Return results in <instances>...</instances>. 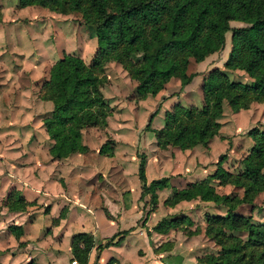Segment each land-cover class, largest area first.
<instances>
[{"label": "rangeland", "instance_id": "obj_1", "mask_svg": "<svg viewBox=\"0 0 264 264\" xmlns=\"http://www.w3.org/2000/svg\"><path fill=\"white\" fill-rule=\"evenodd\" d=\"M244 24L238 19L229 21L232 27ZM231 45L229 30L224 33L221 49L201 61L188 58L185 72L198 74L183 92L161 101L149 128H144L148 113L167 88L179 83V78L168 77L163 87L154 93H137V81L122 64L113 58L102 59L96 73L103 99L110 109L102 123L81 128V142L87 147L85 152H73L52 161L47 158L52 140L42 124L52 103L42 96L46 93L42 82L48 78L50 65L64 53L79 55L84 63H90L96 39L92 28L83 22L78 12L37 4L20 6L18 0H0V250L10 252L3 263L14 261L11 252L26 245L29 239L32 242L27 244V249L40 257L48 255V246L39 244L38 239L45 236L47 230L52 231L50 220L60 208L65 213L64 224L72 227L79 224L84 227L89 220L93 224L96 216V224L102 225L107 206L119 220V226L127 230L141 227L148 245L140 244L136 235L128 237V247L119 250L115 264H149L156 258L153 243L159 244L162 256L169 261L181 254L183 264H196L197 256L216 251L218 246L204 234V215L217 202L198 196L174 201L179 197L176 191L203 179L217 195L227 194L233 198L231 201L242 196L239 173L248 147L253 143L246 131L251 127L264 131V100H251L245 107L233 109L223 98L221 114L216 118L219 125L204 144L185 148L170 143L161 146L157 144L155 130L162 126L166 112L175 104L201 106V77L210 70L218 69L229 81L249 83L253 79L229 58ZM141 55L142 52H132V61H139ZM102 144L106 154L97 151ZM137 152L145 155L146 181L161 176L168 179L167 185L156 189L152 200L149 194L145 201L139 198ZM219 155H222L221 170L227 171V176L220 172L213 174ZM49 162L51 165L47 166ZM261 170L264 172V167ZM241 181L246 182V178ZM12 186L19 187L27 200L17 201L13 194L6 197ZM16 209L23 211L15 212ZM236 210L263 221L264 188L255 192L251 202L238 204ZM33 220L36 225L31 228L29 222ZM19 221L25 225V233L18 238L21 242L6 228ZM157 221L168 229L150 237L152 231L146 230ZM45 225H49L46 230ZM109 229L107 221L104 222V230ZM232 234L243 237L239 231ZM93 236L94 244L105 240H101L97 232ZM90 253L95 257L94 248ZM24 257L21 251L19 257L13 259L19 264ZM84 264H88V259Z\"/></svg>", "mask_w": 264, "mask_h": 264}, {"label": "trees", "instance_id": "obj_2", "mask_svg": "<svg viewBox=\"0 0 264 264\" xmlns=\"http://www.w3.org/2000/svg\"><path fill=\"white\" fill-rule=\"evenodd\" d=\"M18 4L78 12L83 22L92 28L96 39L90 63H84L79 55L64 53L50 65L48 78L42 82L46 92L42 96L52 103V109L43 117L42 124L52 140L48 152L54 158L85 152L87 147L81 142V128L102 123L110 109L103 99L99 74L96 73L102 59L113 58L122 64L137 81V93H154L163 87L168 77L179 78V83L167 88L148 113L144 128H149L161 101L183 92L198 74L196 71L185 72L188 58L203 60L223 47L226 31L232 32L229 58L253 79L249 83L229 81L218 69L202 75L201 106L175 104L167 111L162 126L155 130L157 144L161 146L170 143L185 148L196 143L204 144L219 125L216 118L221 114L223 98L233 109L245 107L251 100H264V0H18ZM232 19L245 24L232 27L229 25ZM135 51L142 52V55L139 61L133 62L131 56ZM246 133L253 143L248 147L239 173V185L243 187L239 199L231 201L233 198L227 194L217 195L211 185L202 182L203 179L176 191L179 197L174 201L198 196L225 206L222 214L204 215V234L218 249L197 256L196 264H264V220L256 221L249 214L235 211L238 204L251 202L255 192L264 188V172L261 170L264 167V131L251 127ZM105 150L102 144L97 151L106 154ZM136 155L139 198L145 201L149 194L152 200L156 189L167 185L168 179L161 176L146 181L145 155L143 152ZM221 161L222 155H219L213 174L220 172L227 176L228 172L221 170ZM243 178H246L244 183ZM11 194L15 200L24 201L18 191L11 190L6 197ZM147 211L143 213V221ZM7 228L15 237L21 233L20 225L9 224ZM151 228L159 232L168 229L160 221ZM234 231L241 232L243 237L233 235ZM114 237L94 244L90 233H73L69 243L72 259L84 264L91 248L97 258L102 248L118 242L113 241ZM25 264L39 263L29 260ZM107 264H115L114 259ZM163 264L174 263L165 260Z\"/></svg>", "mask_w": 264, "mask_h": 264}, {"label": "crops", "instance_id": "obj_3", "mask_svg": "<svg viewBox=\"0 0 264 264\" xmlns=\"http://www.w3.org/2000/svg\"><path fill=\"white\" fill-rule=\"evenodd\" d=\"M47 156H48L47 158L48 159L50 158V160H52V161L63 159L66 157L65 156V157H61V158H54L49 154V152H48ZM52 161H50V162H52ZM50 162L46 165L47 166L51 165ZM28 166L31 167L32 165H28ZM9 190L18 191V194L22 196L23 200H27V198L24 197V195H23V191L21 189H19V187L12 186L11 189H9ZM27 193H28V191H27ZM251 204H253V203H251ZM122 206H124V205H122ZM212 208L213 209H211V211L209 213H217V214L224 213L223 212L224 207L222 205L215 204V205H213ZM78 209H80V208H78ZM61 210H62V208H60L58 210V213L56 214V216H54L52 218V220H50L52 222V225H50V230H52V231L48 232V230H47L46 234H44L45 236L38 239V240H40L39 244L45 243L48 246L47 248L50 250L49 254L45 255V257H40L38 253L37 254L32 253L30 251V249H27V244H31V242H32V240L29 239L30 241L27 242L26 245L19 247V249H16V250L11 252V253H13L11 255H12V260H14V261H11L10 264H18V262L13 258L19 257V255L21 254V251L25 257H24V259L21 258V260H23V261L19 264H25L29 260H33L39 264H49V263H51V264H62L63 261H64V264H68L69 260L70 261L73 260L72 259L73 257H72L71 251H70V247H69L71 235L73 233L81 232V231L90 233L92 235L95 232H97V236L99 238H101V240H104L107 237L115 235V237L113 238V241H116V240L118 241L117 243H113V244H110V245L102 248L99 251L97 258H94L93 253H90V251H89L88 257H87L88 264H90L91 260H93L92 264H107V262L109 260L115 259L116 257L118 258L119 250L124 246L128 247V246H126V245H128V243H126L127 242L126 240L128 237H132L133 235H136V237L139 238L140 244H142L144 246L148 245L147 240L144 239L145 235L143 234L144 232L142 231L141 227H138L136 229L131 228V229L126 230L127 229L126 227L119 226V220L117 218H115V215L113 214V211H112L110 206H107V208H106L107 214H104V216H102V218H103L102 219V221H103L102 225H100L99 223H98V225L96 224V222H95L96 217H97L96 216L93 224H91L90 220H89L88 225L84 224V227H82L81 224H79V226H77V227H72L68 224H64V220H65L64 214L65 213L63 212V214L60 215ZM235 210H236V208H235ZM19 211H23V210H19V209L15 210V212H19ZM83 213H85V212H83ZM240 213H242V212H240ZM242 214H245V213H242ZM83 215H86V213ZM45 216H46L45 218H48L49 215L45 214ZM112 216L115 219H112ZM106 221H107V225L110 226V229L108 231L104 230V222H106ZM81 223H83V222H81ZM12 224L20 225L21 233L17 237L14 236V238L17 239L19 242H21V240L18 238L22 234L25 233V225L20 221L19 222H12ZM35 225H36V223L34 222V220L29 222V226H31V228H34ZM47 227H49V225L44 226L45 230L47 229ZM6 228H7V226H6ZM94 228H95V230H94ZM29 229H30V227H29ZM7 230L9 231L8 228H7ZM122 230H126V231L120 232L117 235L115 234V233L122 231ZM149 230L152 231L150 237H153V234L160 235L162 233V232L153 230L151 227H148L146 231H149ZM28 233H29V231H28ZM28 233H27V236L29 235ZM93 239H95L94 236H93ZM18 241H17V243H19ZM152 241H154V239H152ZM153 245H154L153 250L156 251V253H155L156 258L152 259L151 260L152 262L150 261L149 264H153L155 262H156L155 264H163V262L165 260L169 261L165 256H162L163 250L161 251V249L158 247L159 244L153 243ZM8 254H10V252L7 253L5 251L0 250V255H1L0 256V264H4L3 262L5 260H7ZM141 256H144V255H141ZM177 260L179 262H176ZM170 262H173L174 264H183L181 254L180 255H174L173 261H170Z\"/></svg>", "mask_w": 264, "mask_h": 264}, {"label": "built area", "instance_id": "obj_4", "mask_svg": "<svg viewBox=\"0 0 264 264\" xmlns=\"http://www.w3.org/2000/svg\"><path fill=\"white\" fill-rule=\"evenodd\" d=\"M68 264H79L76 260H71V261H69V263Z\"/></svg>", "mask_w": 264, "mask_h": 264}]
</instances>
